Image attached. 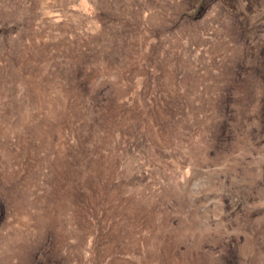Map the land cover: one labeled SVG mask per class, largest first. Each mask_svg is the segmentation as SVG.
<instances>
[{
	"label": "rangeland",
	"instance_id": "obj_1",
	"mask_svg": "<svg viewBox=\"0 0 264 264\" xmlns=\"http://www.w3.org/2000/svg\"><path fill=\"white\" fill-rule=\"evenodd\" d=\"M0 264H264V0H0Z\"/></svg>",
	"mask_w": 264,
	"mask_h": 264
}]
</instances>
